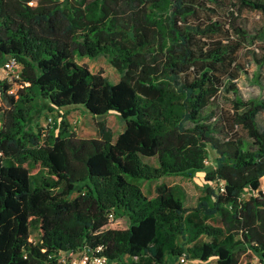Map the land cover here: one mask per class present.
Segmentation results:
<instances>
[{
  "label": "trees",
  "instance_id": "16d2710c",
  "mask_svg": "<svg viewBox=\"0 0 264 264\" xmlns=\"http://www.w3.org/2000/svg\"><path fill=\"white\" fill-rule=\"evenodd\" d=\"M245 9L264 17V0H0V69L21 65L15 92L0 78V264H71L59 256L96 249L108 264L264 260V98L244 99L236 83L238 53L254 41ZM99 55L117 82L81 62ZM42 101L114 111L125 126L114 138L98 121L95 137H80L65 115L33 128ZM209 150L204 179L219 188L194 207L165 183L145 195L142 181L192 177Z\"/></svg>",
  "mask_w": 264,
  "mask_h": 264
},
{
  "label": "rangeland",
  "instance_id": "374dc122",
  "mask_svg": "<svg viewBox=\"0 0 264 264\" xmlns=\"http://www.w3.org/2000/svg\"><path fill=\"white\" fill-rule=\"evenodd\" d=\"M234 1V0H233ZM240 22L244 25L252 36L251 43H246L242 49L239 51V61L244 64V69L237 78L236 83L240 90L241 95L244 99L252 97H262L264 98V66L260 67L257 65L251 54L253 50L258 56L261 54L259 45L264 42L263 38L255 39V32L261 25L264 24V17L256 11L245 9L240 13ZM81 62L85 63L91 72H99L103 77L107 79L110 83H115L119 79V73L112 67L109 63V59L105 55H99L94 58H83ZM260 76L259 80L255 79V75ZM0 78L2 79L1 69ZM19 86L14 85V91ZM222 96V95H221ZM230 95L226 94L225 97L220 98V103L224 109L230 107L229 101ZM2 99H0V106L2 105ZM78 107L69 106L65 108H57L51 106L48 102L42 101L37 103V109L31 112L28 118V125L35 128L39 126L45 130L55 126L59 123L62 118L66 115L67 120L71 124L72 130L80 137H95L97 135V122L103 121L105 125L113 133L115 138L119 132L125 126L124 120L114 111H108L102 115H92L89 113L82 105H77ZM219 111V110H218ZM50 118V120H49ZM263 118L260 117V120ZM215 153L209 150L208 158L206 160V166L204 169L197 171L192 177H185L183 175H170L163 176L159 180L154 181H140L143 192L146 196L151 197L155 194L154 187L158 183H165L169 186L175 187L178 195L183 197V202L186 207L192 208L195 206L198 198L205 193L206 187H217L216 182L206 181L204 179L206 170L214 167ZM151 164H156L154 158L146 159ZM260 190L264 191V178L261 179ZM249 193L244 192L243 197L247 198ZM113 220L112 218L109 221ZM118 223L120 226L125 227L126 221L124 219H119ZM32 239H37L36 230L32 231ZM184 254V253H183ZM126 259V258H125ZM241 263L248 262L250 264H264V260L258 259L256 255H252L249 252L242 254ZM166 264H216L215 258L210 257L207 260H199L194 258L185 257V262L179 261V259L167 258Z\"/></svg>",
  "mask_w": 264,
  "mask_h": 264
},
{
  "label": "built area",
  "instance_id": "2783aa9c",
  "mask_svg": "<svg viewBox=\"0 0 264 264\" xmlns=\"http://www.w3.org/2000/svg\"><path fill=\"white\" fill-rule=\"evenodd\" d=\"M21 65L14 58L10 57L6 59L1 67L2 78L5 79L8 83L11 84L9 92L14 91V85H18V80L20 79ZM19 86V85H18ZM50 120V118H49ZM264 192V191H263ZM112 218V214H109V220ZM99 249L95 250V253H87L85 251H79L76 253H69L67 255L61 254L60 260L65 262L66 257L70 258L71 264H108L106 257L96 254ZM179 261L185 262V255L182 254L179 258Z\"/></svg>",
  "mask_w": 264,
  "mask_h": 264
}]
</instances>
